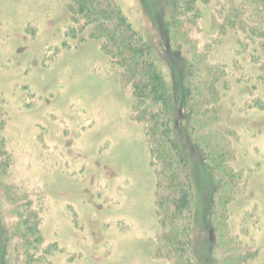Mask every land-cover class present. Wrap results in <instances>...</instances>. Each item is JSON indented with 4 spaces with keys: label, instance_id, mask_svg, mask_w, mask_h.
I'll list each match as a JSON object with an SVG mask.
<instances>
[{
    "label": "rangeland",
    "instance_id": "1",
    "mask_svg": "<svg viewBox=\"0 0 264 264\" xmlns=\"http://www.w3.org/2000/svg\"><path fill=\"white\" fill-rule=\"evenodd\" d=\"M67 1L0 0V264H170L157 252L155 177L131 91L99 45L71 31ZM115 1L151 43L175 102L194 264H264V77L232 32L221 36L213 2L169 47L168 0ZM201 60L219 72L220 113L206 127L228 152L217 168L192 143V125L208 139L200 124L187 122L188 66ZM225 171L233 194L213 203ZM24 220L35 230L29 246Z\"/></svg>",
    "mask_w": 264,
    "mask_h": 264
},
{
    "label": "trees",
    "instance_id": "2",
    "mask_svg": "<svg viewBox=\"0 0 264 264\" xmlns=\"http://www.w3.org/2000/svg\"><path fill=\"white\" fill-rule=\"evenodd\" d=\"M210 2L214 3L219 16L218 29L223 32L221 36L226 35L224 31L232 32L238 38L236 44L239 49L248 51L249 61L256 73L264 77V0H168V46L170 47L171 39L187 38L185 31L189 30L187 27H193L199 13L198 6ZM66 10L70 24L74 27H71V31L96 42L110 64L119 70L124 86L131 91L133 111L135 109L137 121L144 126L150 166L155 177L154 215L161 227L157 252L170 264H194L189 238L193 193L188 156L173 136L177 125L172 123L175 102L155 64L157 57L151 43L132 28L115 0H68ZM180 52L176 53L180 55ZM203 62L194 61L188 66L185 98L187 122L195 121V124H200L205 139H208L202 140L203 132L202 136L199 135V128L196 131L192 125V143L201 149L202 154H212V166L217 168L222 166L228 152L223 147L220 149L209 132L206 134V127H211V121L218 118L220 113L218 108L215 109L214 92L219 72L206 64L204 68L201 67ZM214 122L216 125V120ZM201 144L206 150H202ZM206 156H202L203 161ZM1 163L0 171L3 168ZM221 176L212 196L213 203L225 188V202L233 194L234 187L229 184L231 174L225 171ZM2 193L7 195L10 191L3 188ZM214 218L220 221V214L215 210L210 219ZM22 226L20 238L29 246L30 240L35 236L34 227L27 220L22 221ZM211 227L215 235L212 224ZM24 258L27 262H19L16 258V264H33L31 257Z\"/></svg>",
    "mask_w": 264,
    "mask_h": 264
}]
</instances>
